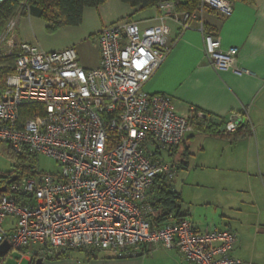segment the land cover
Instances as JSON below:
<instances>
[{"label":"built area","instance_id":"1","mask_svg":"<svg viewBox=\"0 0 264 264\" xmlns=\"http://www.w3.org/2000/svg\"><path fill=\"white\" fill-rule=\"evenodd\" d=\"M233 6L234 0H201L188 12L162 1L157 25L127 20L104 27L94 68L80 65L74 47L46 51L18 41L20 16L8 21L0 56L16 58L0 98V144L14 155L47 156L60 170L36 169L0 183V245L8 241L9 252L20 251L29 264L79 249L136 254L144 244L176 248L192 264H243L233 255L234 231L197 230L186 218L155 227L148 202L156 179L176 173L163 153L193 131V114L180 115L171 96L144 89L169 51L168 22L186 30L199 21L212 66L242 74L239 50L222 49L201 20L207 9L230 15ZM241 121L232 117L227 131L236 132ZM8 217L11 230L4 227ZM9 252L0 264H8Z\"/></svg>","mask_w":264,"mask_h":264},{"label":"crops","instance_id":"2","mask_svg":"<svg viewBox=\"0 0 264 264\" xmlns=\"http://www.w3.org/2000/svg\"><path fill=\"white\" fill-rule=\"evenodd\" d=\"M117 2L141 27L159 23L156 7L126 9ZM201 20L218 36L222 49L239 50L238 66L244 72L212 66L199 21L186 30L168 22L169 51L144 89L171 96L180 115L196 113L195 126H213L221 134L193 130L181 145L163 153L176 168L170 182L181 200L166 219L157 220L159 210L150 221L161 227L179 216L197 230L230 229L237 235L233 255L243 264H264V0H234L230 15L207 9ZM16 37L23 42L17 33ZM236 116L242 120L240 136L226 128ZM154 195L153 188L148 199ZM13 223V217L6 218L5 229L11 230ZM134 250L136 254L121 255L114 250L79 249L43 264H192L178 249L160 244Z\"/></svg>","mask_w":264,"mask_h":264},{"label":"trees","instance_id":"3","mask_svg":"<svg viewBox=\"0 0 264 264\" xmlns=\"http://www.w3.org/2000/svg\"><path fill=\"white\" fill-rule=\"evenodd\" d=\"M122 3L137 7L142 10L156 7L160 2L166 0H120ZM174 1L176 4L177 11H188L194 12L199 9L201 5V0H169ZM251 2L252 0H243ZM107 0H4L3 4L0 6V39L5 35L7 30V23L10 19L16 18L21 15H32L37 17H43L48 22L52 24L54 28H59L63 26H78L83 21L84 10L89 7H98L106 3ZM206 31V26H204ZM16 54L0 56V81L1 88L5 89L7 77L14 72ZM195 114L192 116L193 130L201 131L206 135H219L221 132L213 126L208 127H198L194 124ZM241 126V125H240ZM238 127L236 132H229L235 136H240L242 133V127ZM11 156L20 159H30L31 161H36L37 156L35 155H14L8 150ZM19 168L21 170H19ZM18 169L14 170L5 175H0V183H9V181L14 177L18 176L29 177L35 173L36 168H22L20 165ZM154 188L155 195L152 200L148 199V202L153 207V213L159 210L160 213L157 214V220L161 222L167 218L171 212L176 211L179 202L181 200L180 194L173 190L171 182L169 179L159 176L155 184L151 189ZM150 189V190H151ZM150 192V191H149ZM177 218H181L177 216ZM154 225V223L152 222ZM156 226V225H154ZM67 253L57 256L53 259L62 258L66 256ZM30 264H34V261Z\"/></svg>","mask_w":264,"mask_h":264},{"label":"rangeland","instance_id":"4","mask_svg":"<svg viewBox=\"0 0 264 264\" xmlns=\"http://www.w3.org/2000/svg\"><path fill=\"white\" fill-rule=\"evenodd\" d=\"M119 0H107L100 8L89 7L84 10L83 21L78 26H63L54 28L50 22L43 17L21 15L16 24V33L23 42H28L42 47L46 51H59L74 47L78 55L80 65L85 68H94L99 63L100 49L98 44V30L110 26L116 22L127 21L126 11L118 8ZM121 3V2H119ZM121 5V4H120ZM129 9L126 4H122ZM111 20H113L111 22ZM8 30V29H7ZM6 30V33H7ZM5 35L0 39L4 40ZM1 69V67H0ZM0 81V98L3 93ZM22 168H36L40 172L56 173L60 166L53 159L39 155L36 161L20 159L8 153V146L0 144V175H5ZM19 170H21L19 168ZM22 253L11 250L7 256L8 264H29L27 259H21Z\"/></svg>","mask_w":264,"mask_h":264},{"label":"water","instance_id":"5","mask_svg":"<svg viewBox=\"0 0 264 264\" xmlns=\"http://www.w3.org/2000/svg\"><path fill=\"white\" fill-rule=\"evenodd\" d=\"M16 180H17V176H14L11 179V182H14ZM4 191H5V188L0 189V192H4ZM10 248L11 246L8 241L3 242L0 245V257H4L9 252ZM35 264H42V261L40 259H37Z\"/></svg>","mask_w":264,"mask_h":264}]
</instances>
